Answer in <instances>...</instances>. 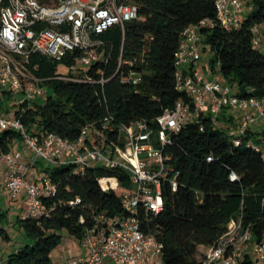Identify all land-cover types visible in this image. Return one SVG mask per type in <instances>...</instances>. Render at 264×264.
<instances>
[{"label": "trees", "instance_id": "obj_1", "mask_svg": "<svg viewBox=\"0 0 264 264\" xmlns=\"http://www.w3.org/2000/svg\"><path fill=\"white\" fill-rule=\"evenodd\" d=\"M7 0H1L6 3ZM52 4L57 0H39ZM137 7L136 18L124 29L115 25L99 35L105 43L103 58L86 70L87 80L58 78V62L72 64L81 53L68 52L61 60L32 53L28 68L42 79L48 96L35 101L22 115L27 131L53 132L76 139L81 128L110 116L108 136L117 123L145 119L154 128L155 117L182 100L191 104L186 93L175 88L174 57L183 30L203 19L217 20L216 0H118ZM249 6L237 30H225L216 23L201 28L203 42L211 51L210 62H219L220 71L239 95L264 96V51L253 48L251 27L264 23V0H246ZM132 67L142 81L122 83L120 68ZM103 77L104 84L99 80ZM2 97H0V108ZM7 113L10 109H5ZM21 110L14 109L13 114ZM203 126V129H200ZM21 140L19 132L0 130V152L10 150ZM252 143L264 144V125L248 131L239 145L225 128L208 117L189 123L171 135L166 150L178 172L176 190L163 183V208L158 214L140 209L137 217L146 233L162 243L163 264H201L198 247H209L225 232L231 218L241 216L242 226H250L252 239L264 235V161ZM211 160H207V157ZM56 186L55 194L42 197L49 215L18 217L20 225L35 238L5 258L1 264H54L51 252L62 241L60 231L81 240L104 213L108 218L123 217L120 191L103 190L98 178L116 176L122 186L130 187L127 174L120 169L90 167L78 172L67 164L45 169ZM237 178L231 180L230 174ZM79 197L74 205L69 202ZM0 231L4 232L3 228ZM241 264H255L248 253Z\"/></svg>", "mask_w": 264, "mask_h": 264}, {"label": "built area", "instance_id": "obj_2", "mask_svg": "<svg viewBox=\"0 0 264 264\" xmlns=\"http://www.w3.org/2000/svg\"><path fill=\"white\" fill-rule=\"evenodd\" d=\"M245 3V0H216V21L203 19L183 30L174 57L175 88L186 93L191 104L176 101L173 107L155 117V128L145 119H136L117 123L112 129L114 135L109 137L112 117L106 116L98 123L83 126L76 139H68L53 132L30 133L22 120L23 112L32 103L44 101L48 96L42 79L28 68L30 55L38 53L61 60L68 52L79 49L81 53L74 61H80L88 69L103 58L105 43L99 35L115 25L123 30L127 21L136 18L137 7L118 0H57L52 4L39 0H7L3 4L0 0V94L15 99L8 113L3 111L6 106L0 108V130L19 132L31 152L29 160L24 162L22 151H2L0 163H6L7 167L4 190L12 197L22 198L17 205L23 211L22 218L49 215L42 197L55 194L56 186L47 171L40 179L30 176L37 161L47 169L72 164L78 172L95 166L120 169L130 181L127 188L116 176L98 178L103 190L120 191L126 214L114 218L99 214L96 224L81 239L84 252L69 258L65 264H163L162 243L142 229L137 213L142 209L158 214L163 208V183L168 182L173 190L178 186V172L166 150L171 135L186 124L200 123L202 117L210 118L218 127L223 115L238 111L239 122L226 126L229 138L239 145L248 131L264 125V96L237 93L220 71L219 62L212 65L206 61L211 51L202 42L200 31L216 23L225 30L239 29L246 12ZM263 37L264 23L253 24L252 47L260 48ZM129 64L125 71L120 61L116 73L122 83L137 85L142 75L132 67V62ZM86 75L57 77L92 81ZM99 82L104 84L105 79L101 77ZM14 109L21 112L13 114ZM251 145L264 161V144ZM230 178L234 180L237 175L232 172ZM79 201L76 197L69 203L74 205ZM248 253L255 264H264V235L254 241L250 226L243 227L239 216L229 220L225 232L207 248L200 261L201 264H241Z\"/></svg>", "mask_w": 264, "mask_h": 264}, {"label": "rangeland", "instance_id": "obj_3", "mask_svg": "<svg viewBox=\"0 0 264 264\" xmlns=\"http://www.w3.org/2000/svg\"><path fill=\"white\" fill-rule=\"evenodd\" d=\"M260 49L261 51H264V37L262 40V44L260 45ZM209 55L210 56L206 58V61H209L212 56L210 52ZM86 70L87 67L80 63V61L78 60L74 61L72 64L58 62L56 67V74H58L59 76L82 77L85 76ZM0 96L2 97V105L11 110L15 99H8L2 94H0ZM234 113H236L237 116L239 114L238 111H234ZM218 127L225 128L228 131V127L226 126V124L221 125L220 122V125ZM16 142L19 144V147H21L20 149L25 150L27 148L22 144V139L17 140ZM27 150L30 151L28 148ZM3 197V202L0 201V212H2V214H0V228L4 229V232L0 231V258H5L10 253L16 252L17 250H19V248L27 244H32L35 241V238L31 237L18 222V215H21L23 211L21 209H17L15 205L19 201H22L21 196L18 195L16 197H12L4 192ZM4 201L6 203H4ZM60 234L62 235V241L55 249L52 250L50 254L51 260L54 264H63L64 260H67L72 256L79 255V250L82 249L78 241L79 239L68 234L65 230L60 231ZM207 248L208 247L205 246H199L197 257H201L205 253Z\"/></svg>", "mask_w": 264, "mask_h": 264}, {"label": "crops", "instance_id": "obj_4", "mask_svg": "<svg viewBox=\"0 0 264 264\" xmlns=\"http://www.w3.org/2000/svg\"><path fill=\"white\" fill-rule=\"evenodd\" d=\"M245 2H246V0H245ZM246 4V10H248V8H249V6L247 5V3H245ZM210 61V60H209ZM208 62V61H207ZM209 63V62H208ZM199 67H201V65H198ZM1 97V96H0ZM221 123L222 124H237L238 122H239V116H237L235 113H226L225 115H223L222 117H221ZM261 126H263V125H261ZM261 126H257V127H254V128H261ZM253 128V129H254ZM22 144L24 145V147H25V144L22 142ZM21 147H19V144L17 143V142H14L12 145H11V147H10V149L11 150H20V151H22V160L24 161V162H27L28 160H29V158H30V155H31V152L30 151H28L27 150V148L25 149V150H22V149H20ZM45 167H44V165H43V163L41 162V161H37L36 163H35V168H34V170H33V172H32V175H30V176H33L34 178H36V179H40L41 177H42V175H43V173L45 172ZM6 172H7V167H6V163H0V188H1V191H0V201H2L3 202V199H4V197H3V193L5 192L6 193V191L4 190V188H3V180H4V178H5V175H6ZM4 191V192H3ZM1 192H3V193H1ZM14 199H16V198H14ZM4 203H6L5 201H4ZM19 203V202H18ZM18 203H16V205H15V207L17 208V209H20L17 205H18ZM0 214H2V212H0ZM19 217H22L23 215H22V213H21V215H18ZM79 241V243H80V246H81V240H78ZM82 247V246H81ZM84 252V249L82 248V249H80L79 250V253H83ZM73 257V256H72ZM68 260V259H67ZM67 260H64V262H63V264H65L66 262H67Z\"/></svg>", "mask_w": 264, "mask_h": 264}]
</instances>
